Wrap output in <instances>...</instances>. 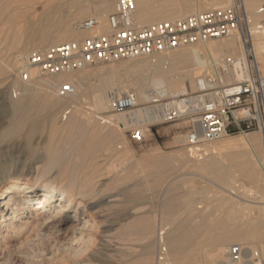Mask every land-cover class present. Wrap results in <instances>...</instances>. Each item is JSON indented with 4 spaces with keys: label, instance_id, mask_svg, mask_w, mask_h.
<instances>
[{
    "label": "bare ground",
    "instance_id": "obj_1",
    "mask_svg": "<svg viewBox=\"0 0 264 264\" xmlns=\"http://www.w3.org/2000/svg\"><path fill=\"white\" fill-rule=\"evenodd\" d=\"M66 1L68 2V4L71 3V4L78 5L77 7H79V8L81 7V4H83V3L93 4V2L91 0H66ZM201 1L202 0H194L193 1L194 4H192V5H188V3H189L188 2L183 7H181V6L177 7L176 6L177 9L175 11L169 10V11H164L162 14H161V12L159 14H156L157 10L152 11L153 7L150 8V1L149 0H135L136 7L139 10L138 15H135V20L137 21V23L142 25V23L143 24L148 23L154 19L169 18L171 16V14H173V12L178 13V14L179 13L184 14V13H190V12L198 13V12L203 11L206 8L215 7V6L223 7L225 4L228 5L231 2V0H205L206 2H201ZM98 2L100 3V1H98ZM99 3H97V5ZM243 3H244L246 14H247L248 33H249V42L251 44V51H252L255 59H257L256 63L258 65L259 70H261V72L264 73V62L261 61L264 58V23H260V21H259L264 16V6H263L264 0H243ZM71 4H70V6H71ZM163 5H165V4H163ZM163 5L159 4L158 7L162 8ZM89 6H91V5H89ZM178 6H179V4H178ZM88 7L86 6V8H88ZM164 7H166V6H164ZM86 8L81 7L79 10L76 9L77 11L75 10L76 12H74V17L72 16L73 20L74 21L78 20V19L80 20L81 18L83 19V17L88 16L90 10L86 9ZM91 8H92V6H91ZM94 9H95V7H94ZM110 9H111V2L109 0H102L100 6H98V8L96 10H94L95 13H96V11H98L101 14V16L99 14H98L99 16H94V17L91 16V18H96V20L98 22L97 26L92 30H81V29H79V23L82 22V19H81V22L75 21L78 23H75V25H73L71 29L68 28V27H71L68 25V27H65V29L62 30L60 27V23H58L59 19L57 20L54 16L49 15L52 12H48L47 15L44 13L45 16H42L40 20L36 21V23H33V24L31 23L32 21L31 22L27 21V22L23 23L22 25H20L21 22H19L18 24H16V28L14 27L16 30L14 35H17V37H18L17 38L15 36L17 38L16 42L18 44L22 40V38H24L23 39V45H21L22 51L20 52V49L18 48L19 52L17 54H15V56L13 54L14 57H13V59H11L13 61L9 60L10 57L12 58V55L10 53L11 56H8L7 52H6V55L4 54L5 55L4 58L3 57L0 58V75H4L6 73V74H8L7 76H9V74L11 73V70H13V67L16 66V68H18L20 66L21 58L23 55V50L27 49L28 46H31V47L33 46L34 50H41V48H43V46L45 47L46 46L44 43L45 42L44 40H46L45 36L48 35L49 32H51V30L52 31L56 30L57 31L56 35L57 34L60 35V33H62L60 35V37L63 38V39H61L63 41L64 40H70V39L82 38V37L84 38L85 35H87L88 31H93V32L97 31L98 32V31L102 30L100 27V23H101L100 20H101V18L104 19L105 14ZM136 13H137V11H136ZM17 16H19V14H16V16H14V17H17ZM72 17H70V18L72 19ZM10 18H11V16H10ZM171 18H172V16H171ZM11 19H14V18H11ZM15 19H20V17L15 18ZM8 20L10 21V19H8ZM16 22H17V20H16ZM59 22H62V21L60 20ZM102 22H103V20H102ZM69 24H70V22H69ZM106 30H107V25H106ZM8 31H10V30H8ZM60 31H62V32H60ZM58 32H60V33H58ZM54 33H55V31H54ZM88 33H91V32H88ZM56 42L57 41H54V42H52V44H55ZM12 43L11 44L8 43V44H9V46H11V49L14 50V48H12ZM244 43H245V40H244L242 34L240 32H234L231 34V37L229 38V40H227L226 42H224L222 44L216 43L215 41L213 42V40H211V42L207 41V42L198 43V44L188 46V47L187 46L186 47H179V48L175 49L174 51L172 50V52L168 51V52L158 53L155 55L154 60L153 59L152 60H146V61L145 60H139L136 63L133 62L134 65L132 67L134 68L133 72L135 73V75H133L134 76L133 86H134V93L136 95V104L138 103L139 100L145 101V102L155 103V102H159L160 100L167 98V97L172 99V98H174L180 94L194 92L193 90L196 91L198 89L197 78L199 76H203V75H210V76L214 77L215 83L213 84V86L220 85V84L234 83V81L241 78L242 74L238 71V69H231L228 72H224V71H222L221 66H222L223 60L225 58H232V55L235 54V52H237V51H239L241 54L233 57V59L235 61H240L241 63H244V65H245L247 63V56H246V49H245ZM18 44H16V45H18ZM16 45H14V47ZM6 48H9V47L7 46ZM11 49L9 48L10 51H11ZM15 50H17V49H15ZM142 57H144V56H142ZM128 66H131V65H128ZM14 70H15V68H14ZM114 70L111 69L109 71L110 75H108L107 78H103L100 80L98 79L99 81L97 80L98 82L96 81V83H89V80L87 83L86 78L84 76H81L78 83L76 84L74 82V80L72 79L73 77L72 76H71L72 78L68 77L67 73H61V74H57V75H54L51 77H45L44 76V78L42 77L41 79L40 78L36 79L37 77H35L34 75H35V73H37V71L34 69L30 70V74L33 77L31 80H29L30 83L28 81V83L25 82V84H22L21 82L16 81L18 87L13 90V92H14L13 96L16 97V99L15 100L10 99L8 102H9L10 108H12V113H10V114H12V115L14 114L13 117L18 119V120H16V121H18V123H16V121H15L16 125L13 126L12 124L14 122H12V124H11V120H10V122H9L10 124L5 129L3 128L4 129V130L2 129L3 132L1 131V133H0V143L2 141H8L10 138H13V136H15V135L17 138L18 137L17 134L19 135V133L20 134L23 133L24 134V140H25V144L23 147H24V149H26V151H24L25 152L24 155L26 157H29L36 151L35 150L33 152V145L31 144L32 136L36 133H42L45 129L48 128V135L46 137L45 153H44V157H43V158H45L46 168L44 170H42L41 172L37 173L33 177L34 181H32V182L29 181L28 179H26L25 176H23L22 174H19L16 176H10L9 175L4 179H0V263L7 261L8 259L12 258L14 256V253H13L14 249L16 250V248L23 246L29 242H35V241H38L39 239H41L42 238V237L40 238L41 232L39 234H36V235L34 234V232L37 231L36 229H42L43 230L46 227H50V226H52L51 224H49L51 221H53L54 219H57V218H61V217L69 219L73 222V224H72L73 228H71V231L73 232L74 236L72 235L73 237H70L67 239L60 238V237L52 238V239L50 238L51 241L49 242V246L48 247L46 246L47 247L46 251H39V253L45 252L44 254H48V255H46V257L47 256L48 257H50V256L55 257L57 255L62 254L63 257L65 255V256L71 257V258H78L81 256L84 257L85 255L89 254L88 253V247H90L91 244L95 243L94 240L96 239L95 233H93V232L96 231L100 227L99 224H101L98 220V218L101 217V215H99V212H98V211H100V210H98V206H100L101 204H99L97 202V197L95 196L96 193L94 191V189H95L94 187L97 186L96 183H98L97 182L98 180L97 181L95 180V178H97V177H95V178L92 177L95 180V182L93 181L94 182L93 184H95V185H92V187L94 186L92 189L91 186L89 185L90 182H88V181H90V178L87 179V182L85 181L86 179L83 181L80 177H78L75 174V173H77L76 171H74L75 173L72 171V169L70 168L71 166L70 167H68L69 165L65 166V165H67V163H66V161H62L61 158H63V157L65 158V156H71V154L74 155L75 153L78 155L84 154L80 150L81 144L84 141L88 140L91 142H98L102 139L95 136V135L86 136L83 133V131L86 129V126L87 127H88V125L91 126L90 123H92L90 121L92 117L89 116L88 112H86V113H88V114H86V115H88V117H86V115H85V117H81V115L79 117V115H77V113H74V114L70 115L66 121L57 123V122H55V119H54V115H55L54 110L57 109L58 106H60V103L62 101L63 102L67 101V102H69V105H70V103L72 104V102L78 100L80 95H84V96L89 95L90 100H91L89 105L91 107L92 114L99 117V120H101L100 123H103V125L100 128H97V129H99L98 132L101 134H105L104 132L108 129L107 127L117 126L118 129L122 130V129L127 128V127H132V126H136V125L142 126V125H146L150 122L156 121L157 119L161 118V111L163 110V107L165 105V104L164 105L163 104H156V105L153 104V105H148L146 107H141V108L137 107V109H134V110L127 112V113L119 112L118 114H108V115L105 114L104 116H102L103 115L102 113L109 110V108H110L109 107V97L112 94L121 95V94L125 93L126 91H128V89H127L128 84L125 85L124 81H123L124 82L123 83L119 79H117L116 75H115L116 71L114 74ZM128 70L129 69H127V72H128ZM2 71H3V74H1ZM13 73H14V71H13ZM79 74H81V73H79ZM12 78L14 79L13 76H12ZM118 78H119V76H118ZM74 79H76V78H74ZM11 82H12V80H11ZM65 83L72 84L75 88V92L70 96L60 97L57 94V87L59 85L65 84ZM203 84L207 85L205 82ZM4 102H5L4 97L1 96L0 97V103L4 104ZM75 109H76V107H75ZM5 111L6 110H4V114H6ZM82 115H84V114H82ZM11 117L12 116H10V118ZM82 129H83V131H82ZM140 130H142V129H140ZM142 132H143V130H142ZM104 137L107 138L106 135ZM114 138H116V137H114ZM176 141H178V142L185 141V137L177 136ZM99 144H102V143L100 142ZM205 147H206L205 153L207 154L206 157L192 158L190 156L191 153L189 154V152H188V157L191 158V160H190V158L188 160H190V162L192 161L191 166L193 167V169L190 168V170L191 169L192 170H194V169L199 170L198 171V172H200L199 174H201V172H203V174L206 173V176L208 174V176H210V178H211L210 181L212 184L217 185V186H221V188H223V193L221 192L222 195L223 194L224 195H226V194L231 195L230 199L232 200L231 201L232 204H230L229 199L228 200L226 199L227 202H229V206L224 205L225 209L224 208L223 209L226 210L225 216L222 219H218V218L215 219V222L213 220L212 221L210 220L211 221L210 224L209 223L207 224L208 231H210L212 228H214V230L217 229V231H218V235L216 234L217 238L214 237L215 239L213 238L214 241H212V244L211 245L208 244L209 247H211L213 249L212 251H210L211 253L208 252V250H207V253L205 251H203L206 248H204V249L201 248V249L204 253H206L205 254L206 256L208 253H210L209 256H207V257H208V261H210L211 263L213 261L217 264H234L233 262L227 260L228 259L227 257H226V260L224 258L225 252H226L227 248L229 247L230 242H232L235 239L240 238V237H242L243 240L248 239L250 237H252L254 239V237H256L259 239V241H264V155H263L264 145H263V141L261 138V134H259V132H249L247 134L245 133L243 136L241 135L238 138H236V136H235V138L223 137L217 141H214V142H211L210 144H207ZM96 149H97V147H96ZM106 149H110V148H106ZM85 150H86V148H85ZM207 151H209V152L207 153ZM93 152H95V151H93ZM108 153H109V151H108ZM173 153H175V152H173ZM186 153H187V150H186ZM113 154L114 153H111V155H113ZM84 155H86V154H84ZM192 155H193V153H192ZM194 155H196V154H194ZM200 155L197 154V157H200ZM9 156H11V154L7 155L5 152H3V148H0V168H3L2 164H3V162L7 161ZM94 156L95 155H93V157ZM77 157H79V156H77ZM94 158H96V157H94ZM187 158H185V159H187ZM87 159H89V158L87 157ZM91 159H93V158H91ZM157 159H158V157H157ZM182 159H184V158H182ZM75 160H76V157H75ZM75 160L73 159V162ZM85 161H86V159H85ZM90 161H92V160H90ZM154 161H158V160H154ZM96 162H97V160H96ZM190 162H189V164L185 162V165L188 164V167H190L189 166ZM98 163L99 162H97L96 164H98ZM92 165H93V163H92ZM83 166H84V163H83ZM93 166L94 167L96 166L95 163ZM54 167H57L58 169L52 173L51 170ZM88 167L90 168L91 166H88ZM88 167H85V168L87 169ZM184 168H187V167H184ZM94 169H96V167ZM179 169H180V167H179ZM79 171H80V168H79ZM198 172H195V173H198ZM78 173H81V171ZM93 173H91V174H93ZM82 174H80L79 176H81ZM91 174H90V177H91ZM199 174H197V176ZM87 176L89 177V175H87ZM179 176H181V175L179 174ZM201 176H202V178L204 177L203 175H201ZM191 177H192V175H191ZM191 177H190V179H191ZM177 178L179 179V177H177ZM177 178H176V180H177ZM199 178H201V177H199ZM143 179H144V177H143ZM192 179L194 180L195 178L192 177ZM192 179L190 180V184L187 183L189 185L183 184L184 186H187V187H186L185 191H183V193H181L180 195L178 194L179 195L178 198H174V199L170 198L169 200L167 199V201L164 202V206L168 207V206L183 205L182 207H185V206L188 207V206L194 205V206H197V208L198 207L202 208V206L205 203L203 204L202 201H197L194 197L196 195H201V194L210 192L211 190H213L212 188L214 185L212 186V184H210L211 186L205 185L202 187H196L195 185L197 183H194L195 185L192 184L193 183V182L191 183ZM125 180H126V178H125ZM181 180H183V179H181ZM184 181H185V179L183 180V183H184ZM169 182H170L169 184L173 183V182H171V180ZM101 183H103V182H101ZM128 183H130V182L128 181L127 184ZM166 184H168V183H166ZM132 188L133 187H131L130 190ZM178 188H179V186H177V185H175L173 187H169L167 192L171 193L172 190H175ZM123 189H125V188H123ZM127 189H129V188H127ZM136 189H138V188L136 187ZM123 191H125L124 192V194H125L126 190H123ZM214 191H216V190L214 189ZM212 194H213V192H212ZM112 196H109V197H112ZM109 202H111V200L107 199V201L105 200L102 203L106 204ZM123 204H121V205H123ZM126 204L128 205L129 203H126ZM223 204H225V203H223ZM121 205H119V206H121ZM235 205H239V208L238 207L235 208L234 207ZM212 206H210V207L213 208ZM102 207L106 208L105 206H102ZM122 207H124V206H122ZM207 209H209V206L207 207ZM187 210H189V208ZM200 210H203V209H200ZM189 211L191 212V210H189ZM211 214H213V213H211ZM107 215H109V214H107ZM200 215H202V214H200ZM200 215H198V216L201 217ZM139 216H140V214H139ZM172 216H173V214H172ZM117 217H119V216H117ZM135 217H137V216H135ZM137 218L138 219H135V218L134 219L135 220L140 219L139 217H137ZM176 218H178V217L176 216ZM176 218H175V220H176ZM208 218H209V216H208ZM134 219H133V221H134ZM145 219H143V220H145ZM166 219H168V217H166ZM108 220H109V218H108ZM146 220L148 221L149 218ZM152 221H154L156 223L155 220H152ZM171 221H172V219H171ZM171 221H169V222H171ZM196 221H197V219H196ZM198 221L200 222L201 218L198 219ZM105 222H106V220H105ZM126 222L130 223V221H126ZM140 222L141 221H139L138 223H140ZM154 222H152V223H154ZM172 222H174V216H173ZM172 222H171V224L161 225L157 229L154 228L155 226L154 227H150V226L149 227H145V226L143 227V226H141L142 228L139 229L141 232V235H145V236L149 235V237L146 236V238H147V240L151 241V244L158 245V247H157L158 252H157L156 257L152 256L154 261H155V262L154 261L153 262L156 264H176V263L178 264L179 261H181V262L183 261L184 264H187V263H185V261L187 259H190L191 258L190 256L193 255L194 258L196 256V254H192V253L194 252V250L197 249V248H194L197 246L195 240L197 239V241H198L199 235H200V232H199L200 229L198 226H196L197 224L196 225L194 224L195 226H189L188 223H187L188 225L178 224L179 222H177V220H176L177 224H175V223L173 224ZM202 222H203V219H202ZM207 222H208V220H207ZM194 223H195V221H194ZM203 223H201V224H203ZM148 224H149V222H148ZM103 225H101V226H103ZM153 225H156V224H153ZM130 226H132V225H130ZM129 228L133 229L132 227H129ZM202 228H203V225H202ZM244 228L255 229L256 233L254 234V237L251 234L242 233V231H243L242 229H244ZM100 229H98L97 231H99ZM118 229L116 228V230H118ZM124 229H125L124 235H127L129 233L128 232L129 230L127 229V227L126 228L124 227ZM126 231L128 233H126ZM21 233H25L26 235L20 241V240H18V238H19L18 236H20ZM134 233H138V231L136 230V232H134ZM213 233H211V234H213ZM53 234H55V233H53ZM152 234H153V236H152ZM211 234H210V236H211ZM119 235L121 236V234H119ZM130 235H132V234H130ZM135 235L137 236L138 234H135ZM110 236H112V234ZM138 236H137V238H138ZM214 236H215V234H214ZM20 237H23V236H20ZM55 237H56V235H55ZM124 237H126V236H124ZM128 237L130 238V236H128ZM99 238H100V233H99ZM118 238H119V236H118ZM118 238L117 239L115 238V239L118 240ZM140 238H141V236H140ZM140 238H139V240H140ZM142 238H143V236H142ZM144 238H143V241L146 240V238L145 239ZM209 238H211V237H209ZM111 239H113V238L111 237L109 239V241H111ZM203 239H204V237H203ZM147 240H146V242H148ZM211 240H212V238H211ZM130 241L133 242L132 240H130ZM204 242H206V241H204ZM204 242L202 244L203 247L206 246L205 245L206 243L204 244ZM122 243L113 245L114 250H120L123 246ZM134 243H136V241H134ZM129 244H130V242H129ZM151 244H149L147 247H150ZM260 245H261V242H260ZM250 246L253 247V245H250ZM123 250H126V249H123ZM251 250H253V249H251ZM91 251H92V248H91ZM144 251H146V250H144ZM200 251L201 250L199 249V252ZM30 252L32 253V255L33 254L35 255L34 251H30ZM24 253L27 256L30 254V253L27 254L28 252H24ZM201 254H199V256H201ZM62 255H61V258H62ZM133 255H135V254H133ZM146 255L147 254H145V256L143 255L142 257H144V259L146 257V260H147L149 258V256L148 255L146 256ZM253 255H254L253 251L251 252V251L242 249V253H241L242 260L236 264H260V261L257 259V257L255 260ZM199 256H196V257L198 258ZM67 257H66V259H67ZM92 257H94V256H92ZM152 257L149 259V261H148L149 263H150V260L152 259ZM203 257L204 256H202V258ZM33 258H35V256H33ZM57 258H60V257H57ZM194 258L192 260H194ZM55 259H56V257H55ZM64 259H65V257H64ZM204 259H205V257H204ZM57 260H59V259H57ZM129 261H128V264L129 263L131 264V262H129ZM138 261H139V259H138ZM200 261L198 260V262H200ZM135 262L136 261H134V263ZM139 262H143V261H141V259H140ZM139 262L136 264H141ZM183 262H182V264H183ZM198 262L195 264H199ZM144 263L146 264V262H144ZM200 263H202V261ZM179 264H181V263L179 262Z\"/></svg>",
    "mask_w": 264,
    "mask_h": 264
},
{
    "label": "rangeland",
    "instance_id": "obj_2",
    "mask_svg": "<svg viewBox=\"0 0 264 264\" xmlns=\"http://www.w3.org/2000/svg\"><path fill=\"white\" fill-rule=\"evenodd\" d=\"M91 1L93 2V4H91V3L81 4V7H85V8H86V6L88 7L89 5L92 6V8H91V6L86 8V9H89L90 12H89L88 16L83 17V19L81 18L82 21H85V20L91 18V16L92 17L99 16V15L101 16V14L98 11H96V13H95L94 10H96L98 8V6H100L102 0H91ZM98 1H100V3ZM109 1L111 2V9L105 14L104 19L101 18V20H100V22L102 23V24L100 23V27L102 30H100L98 32L97 31H95V32L88 31L91 33L87 32V35H85V37L86 36H94V35H98V34L106 32V19L105 18H107V15L114 10V0H109ZM149 1H150V8L153 7L152 11L157 10L156 14H159L160 12L163 13L164 11H169V10L175 11L177 9V7H180V6L183 7L188 2H189L188 5L194 4V2H193L194 0H189V1L188 0H186V1L185 0H149ZM201 2H206V1L202 0ZM0 3H1L0 4V15H1L0 16V58H2V57L4 58L6 55V52H7L8 56L12 55V58L11 57L9 58L10 61H13L11 59H13L15 54H17L19 52V49H20V52L22 51L21 45H23V39L24 38H22V40L18 44L16 42V39L18 37H17V35H14V33L16 31L15 30L16 24H18L19 22H21L20 25H22L23 23H25L27 21H29V22L32 21L31 22L32 24L36 23V21L40 20L42 16H45V14L47 15L48 12H52L49 15L54 16L57 20L59 19V21L60 20L62 21V22L58 21V23H60V27L62 30L65 29V27H68V25L71 26V27H68L71 29L72 26L75 25V23L81 22V19L75 20L78 22H75L73 20L74 12L79 10L81 7L79 8V7H77L78 5L71 4V3H70L71 4V6H70V4H68V2L66 0H1ZM97 3H99V4L97 5ZM159 4H162V5L165 4V5H163L162 8H160V7H158ZM178 4H179V6H178ZM164 6H166V7H164ZM225 6H227V4H225L223 7H225ZM94 7H95V9H94ZM215 8H221V7H219V6L218 7L217 6L210 7V8L204 9L203 11L215 9ZM138 13H139V10L137 8V13L135 15H138ZM16 14H19V16L14 17V16H16ZM191 14H194V12L184 13V14H182V13L178 14V13L173 12V14H171L172 18L170 16L169 18L154 19L148 23H144V24L142 23V25H149L151 23H155V22H159V21H167V20H174V19H178V18H183V17H186V16L191 15ZM9 15L11 16V18L15 19V18L20 17V19H15V20L11 19ZM70 17H72V19ZM8 19H10V21ZM16 20H17V22H16ZM102 20H103V22H102ZM259 21H260V23H264V16ZM69 22L71 25L69 24ZM8 30H10V31H8ZM54 31H55V33H54ZM56 32H57L56 30H53V31L51 30V32H49V34L45 36L46 40H44L45 41L44 43L46 46L45 47L43 46V48H41V49H45L48 46L59 44V43L66 42V41L83 39V37H82V38L70 39V40H64L63 41V40H61L63 38L60 37V35L62 34L60 32H62V31L58 32V33H60V35H58V34L56 35ZM230 37H231V35L228 37L221 38V39L213 40V42L215 41L216 43L222 44V43L226 42L227 40H229ZM244 38H248V36L245 35ZM54 41H57L58 43L56 42L55 44H52V42H54ZM209 42H211V41H209ZM8 43L9 44L12 43V48H14V50L11 49V46H9ZM15 43L18 45H16ZM14 45H16L15 46L16 48L14 47ZM7 46L11 49V51L9 50V48H6ZM247 47L251 48L250 44H247ZM15 49H17V50H15ZM30 50H34L33 46L32 47L28 46L27 49L23 50V54H24V52L30 51ZM169 52H172V50ZM10 53H11V55H10ZM13 54H14V56H13ZM156 54H158V53L151 54V55H144V57L138 56V57H134V58L123 59V60L115 61V62L97 63L93 66L84 68L83 70L80 69V70H76V71H72L70 73H67L68 74L67 76L68 77L72 76L73 78L72 77L71 78L74 80V82L76 84L78 83L81 76H84L86 78L87 83H88V80H89V83H96V81L98 79L100 80L103 78H107L108 75H110L109 71L111 69L112 70L115 69L114 74L116 71V74H115L116 78L119 79L121 82L124 81L125 83L124 82L123 83L125 85L128 84L127 85L128 91L134 92V86H133L134 76L133 75H135V73L133 72L134 68L132 66L134 65V63L138 62L139 60H145V61L146 60H152V59L154 60ZM240 54L241 53L239 51H237V52H235V54L232 55V58L235 56H238ZM256 61H257V59H256ZM261 61L264 62V58ZM128 65H131V66H128ZM14 68H15V70H14ZM127 69H129L128 72H127ZM13 71H14V73H13ZM79 73H81V74H79ZM1 74H3V71ZM7 75L8 74H6V73L4 75H0V97L3 96L4 101H5L4 104L0 103V107L2 106L0 108L1 109L0 110V114H1L0 115V133H1V131L3 132V130L10 124L9 123L10 120H11V124H12V122H14L12 124L13 126L16 125L15 121L18 120L15 117H13L14 114L13 115L10 114V113H12V108H10L9 102H8L10 99H14V100L16 99V97L13 96L14 95L13 90L18 87L16 81L21 82L22 84H25V82L28 83V81H22L20 79V77L18 75V68H16V66L13 67V70H11V73L9 74V76H7ZM12 76L14 77V79L12 78ZM34 76L37 77L36 79H38V78L41 79L42 77L44 78V76H40L37 73H35ZM118 76H119V78H118ZM45 77H51V76H45ZM74 78H76V79H74ZM10 79L12 80V82ZM29 83H30V81H29ZM193 91H195V90H193ZM170 100H171V98H169V97L164 98V99L160 100L159 102H155V103L145 102V101L139 100L137 103L136 109H137V107L141 108V107H146L148 105H153V104L154 105H156V104H163L164 105L167 102H169ZM90 101L91 100H90L89 95H86V96L80 95L78 100L72 102V104L70 103V105H69V102H67V101L63 102L62 101L60 103V106H58L57 109L54 110V113H55L54 119H55V122H57V123L66 121L67 118H69V116L74 114V113H77V115H79V117H80V115H81V117H85V115L89 113V116L92 117L90 120L92 122V123H90L91 126L90 125H88V127L86 126V129L84 131L82 129V131L86 136L95 135V136L102 139L98 142H91L88 140H87L88 142L84 141L82 143L83 145L81 144L80 150L82 153H84L86 155H84V154L78 155L75 153L74 155L71 154V156H65L66 159L64 157L61 158L62 161H66L67 165H65V166H68V165H69L68 167L71 166L70 168L72 169V171L73 172L76 171L77 173H75V172L74 173L78 177H80L83 181L86 179L85 181L87 182V179L90 178V181H88V182H90L89 185L91 186L92 189L94 187V186L92 187V185H95L93 183L95 182V180L96 181L98 180L97 181L98 183H96L97 186L94 187L95 188L94 191L96 193L95 196L97 197V202L99 204H101L100 206H98V210H100L98 212H99V215H101V217L98 218L99 222L101 223V224H99L100 227L98 229L101 228L100 229L101 231L99 230L100 231L99 232V231H97L98 230L97 229L96 231L93 232V233H95L96 239L94 240L95 243L91 244L90 247H88V253L89 254L87 253L88 255H85L84 257L83 256L78 257L79 259L67 257L65 255H64V257H65V259H64L63 255L61 254L62 258H61V255H57V256H55L56 257V259H55L54 256L51 257L50 255H49L50 257L47 256L48 257L47 258L46 255H48V254H44L45 252L39 253V251H46L47 247L49 246V242L51 241L52 238L60 237V238L67 239V238L74 236L73 232L71 231V228H73V225H72L73 222L69 219L61 217V218H57V219H54L53 221H51L49 224H51L52 226L46 227L43 230L42 229H36L37 231H35V232L33 231L35 235L39 234L41 232L40 238L41 237L42 238L39 239L40 241L38 240L35 242H29L23 246L16 248V250L14 249V251H13L14 256L12 258L8 259L7 261L1 262L0 264H126V263L128 264L129 260H130L129 262H131V264L132 263L136 264L140 261V259H141V261H143V262H139L141 264H145L144 262H146V264H156V263H154L155 261H154L153 257L154 256L156 257V255H157L158 245L151 244V241L147 240V238H146V236L149 237V235H146V236L141 235V232L139 229L142 228L141 226H143V227L144 226L145 227H149V226L154 227L155 226L154 228L157 229L161 225L171 224V222L173 221V216H174V222H172L173 224L174 223L177 224L176 223V220H177V222H179L178 224H186V225L189 224V226H195L197 224L196 226L199 227V229H200L199 232H200L201 236L199 235L198 241H197V239L195 240L197 246L194 248H197V249L194 250V252L192 254H196V256H199V254H201L203 251H205L206 253H207V250H208V252L212 251L213 249L211 247H209L208 244L211 245L212 241H214V239L217 238L216 236L218 235V231H217V229L214 230V228H212L213 230L211 229L210 231H208L207 224L208 223L210 224V222L212 220L215 222V219H217V218L222 219L225 216V212H226V210H224L225 209L224 205L229 206V202H227V200L228 199L230 200V204H232L231 203L232 200L230 199L231 195H227V194L222 195L221 194V192L223 193V188H221V186H217V185L212 184L210 181L211 178H210V176H208V174L206 176V173L203 174V172H201V174H199L200 173V172H198L199 170H195V169L192 170L193 169V167L191 166L192 161L190 162L191 158L188 157V150L186 149L185 141H181V142L176 141L177 136H183L184 137L188 122L186 120H178V121H174V122L163 123L161 121V119L159 118L156 121L150 122L146 125H142V126L136 125V126L124 128L122 130L118 129L117 126L107 127L108 129L104 132L105 134H101L98 132L99 129H97V128H100L103 125V123H100L101 120H99V117L92 114L91 107L89 105ZM75 107H76V109H75ZM4 110H6L5 111L6 114H4ZM86 112H88V113H86ZM118 113L119 112H117V111H112L109 109V110L105 111L104 113H102L103 114L102 116H104L105 114L108 115V114H118ZM125 113H127V112H125ZM82 114H84V115H82ZM9 115L12 117L10 118ZM86 117H88V115H86ZM16 123H18V121H16ZM135 127H138L139 129L143 130V132H142L143 136H142L140 141H136V140H133L131 138V134H130L131 130ZM249 132H258V131L253 129V130H250V131L244 132V133H236L233 135H228L225 138H227V137L228 138H235V136H236V138H238L241 135L243 136L245 133L247 134ZM22 134L19 133V135L17 134V136H18L17 138L15 135V136H13V138H10L8 141H2L0 143V148H3V152H5L7 155L11 154V156L8 157L7 161L3 162V164H2L3 168H0V179H4L9 175L10 176H16V175L22 174L23 176H25L26 179H28L29 181L32 182V181H34L33 177L37 173L41 172L42 170H44L46 168L45 158H43V157H44V153H45L46 137L48 135V128L45 129L42 133H36L32 136L31 144L33 145V152L35 150L36 151L29 157H26L24 155V153H25L24 151H26V149H24V147H23L25 144V140H24V134L23 135ZM105 135L107 136V138L104 137ZM114 137H116V138H114ZM100 142L103 145L99 144ZM96 147H97V149H96ZM85 148H86V150H85ZM106 148H110V149H106ZM186 150H187V153H186ZM93 151H95V152H93ZM108 151H109V153H108ZM173 152H175V153L179 152V153L178 154L176 153L177 154L176 155ZM204 152H206V147L204 149ZM208 152L209 151H207V153ZM111 153H114V154L111 155ZM198 154L199 155L201 154L200 157H197V154L196 155L190 154V156L192 158H201V157H206V155H207L206 153H198ZM93 155H95L94 157H96V158H94ZM263 155H264V149H263ZM74 156L76 157V160H75ZM77 156H79V157H77ZM87 157L89 159H87ZM157 157H158V159H157ZM91 158H93V159H91ZM182 158H184V159H182ZM185 158H187V159H185ZM189 158H190V160H188ZM73 159L75 160L74 162H73ZM85 159H86V161H85ZM90 160H92L93 162ZM96 160H97V162H99L98 164H96L97 163ZM154 160H158V161H154ZM82 162L84 163V166H83ZM185 162L188 164L190 162V165H189L190 167H188V164L185 165ZM92 163H93V165L95 163L96 169H94L95 167L92 165ZM88 166H91V167L89 168ZM183 166L187 167V168H184ZM81 167L82 168L84 167V168L82 169ZM85 167H88V168L86 169ZM179 167H180V169H179ZM79 168H80L81 173H78V172H80ZM190 168H192V169L190 170ZM57 169H58L57 167H54V168H52L51 172L53 173ZM90 172L91 173L94 172V173L91 174ZM195 172H198V173H195ZM80 174H82V175L79 176ZM90 174H91V177H90ZM95 174L96 175L98 174V175L96 176ZM179 174L181 176H179ZM197 174H199V175L197 176ZM87 175H89V177ZM191 175H192V177L195 178L194 180L192 179ZM201 175H203L204 177L202 178ZM176 176L179 177V179ZM92 177L93 178L97 177V178H95V180H94ZM143 177H144V179H143ZM190 177L192 179L191 183L193 182L192 184L197 183L196 185L194 184L196 187H202L205 185L211 186L210 184H212V186L214 185L212 188L213 190H211L210 192L204 193L205 195L201 194V195H196L194 197L197 201H202L203 204L205 203L202 206V208H200V207L197 208V206H194V205L188 206V207L187 206L182 207L183 205L168 206V207L164 206V202H166L167 199L169 200L170 198H172V199L178 198V196L181 193H183V191H185L187 186H184V185L190 184V180H191ZM199 177H201V178H199ZM125 178H126V180H125ZM176 178L178 181L176 180ZM181 179H183V180L185 179L184 183H183V180H181ZM170 180L173 183L169 184ZM128 181L130 183L127 184ZM101 182H103V183H101ZM166 183H168V184H166ZM187 183H189V184H187ZM172 185L173 186L177 185V186H179V188L172 190L171 193H168L167 190L169 189V187H173ZM131 187H133V188L130 190ZM136 187L138 189H136ZM123 188H125V189H123ZM127 188H129V189H127ZM214 189L216 191H214ZM123 190H126L125 194H124L125 191H123ZM212 192H213V194H212ZM109 196H112V197H109ZM107 199L111 200V202L106 203V204L102 203L105 200L107 201ZM126 203H129V204L127 205ZM221 203L222 204L225 203V204L222 205ZM121 204H123V205H121ZM119 205H121V206H119ZM102 206H105L106 208H104ZM122 206H124V207H122ZM208 206H209V209H207ZM210 206H212L213 208H211ZM234 207L239 208V205H235ZM124 208L125 209L127 208V209L125 210ZM188 208H189V210H191V212L189 210H187ZM200 209H203V210H200ZM211 213H213V214H211ZM107 214H109V215H107ZM139 214H140V216H139ZM172 214H173V216H172ZM200 214H202V215H200ZM198 215H200L201 217H199ZM117 216H119V217H117ZM135 216L139 217L140 219L135 220V219H138ZM176 216L178 218H176ZM208 216H209V218H208ZM166 217H168V219H166ZM108 218H109V220H108ZM145 218L146 219L149 218V220L147 221ZM175 218H176V220H175ZM200 218H201V221L199 222L198 219H200ZM133 219H134V221H133ZM143 219H145L146 221ZM171 219H172V221H171ZM196 219H197V221H196ZM202 219H203L204 223L202 222ZM206 219L208 220V222ZM105 220H106V222H105ZM152 220H155L156 223ZM126 221H130L131 224L126 222ZM139 221H141V222L138 223ZM169 221H171V222H169ZM194 221H195V223H194ZM148 222H149V224H148ZM150 222L151 223L154 222V223L151 224ZM201 223H203V224H201ZM153 224H156V225H153ZM101 225H103V226H101ZM130 225H132V226H130ZM202 225H203V228H202ZM124 227L125 228L127 227V229L129 230L128 231L129 233L126 231V233H128L129 235L128 234L124 235L125 234ZM129 227H132L134 230L129 228ZM116 228L117 229L119 228V229L116 230ZM136 230L138 231V233H134V232H136ZM242 230H243L242 233L251 234L253 237H254V234L256 233V230L253 228H248V229L244 228ZM98 232L100 233V238H99ZM53 233H55V234H53ZM211 233H213V234H211ZM111 234H112V236H110ZM119 234H121V236ZM130 234H132V235H130ZM135 234H138V235L140 234V235L139 236L137 235L138 236V238H137V236ZM210 234H211V236H210ZM214 234H215V236H214ZM25 235H26L25 233H21L20 236H23V237L18 236L19 237L18 240L21 241ZM55 235H56V237H55ZM118 236H119V238H118ZM124 236H126V237H124ZM128 236H130V238ZM140 236H141V238H140ZM142 236H143V238L145 237L148 242H146V240L143 241ZM152 236H153V234H152ZM111 237L113 239H111V241H109V239ZM114 237L116 239L118 238L119 241L116 240ZM203 237H204V239H203ZM209 237H211L212 240ZM139 238H140V240H139ZM130 240H132L133 242H131ZM203 240L206 242H204ZM134 241H136V243H134ZM202 241L204 242V244L206 243L205 245L207 247L206 246L203 247ZM129 242H130V244H129ZM260 242H261V245H260ZM121 243L123 244L122 248L126 249V250H123L122 248L120 250H114L113 245L121 244ZM149 244H151L150 247H147ZM229 244H230L229 246L238 245L241 248V250L243 249V250H248L251 252L253 251V253H254L253 257L255 258V260L257 257V259L260 261V264H264V241H259V239L256 237H254V239L252 237H250V238L244 239V240L242 237H240V238H237L234 241L230 242ZM250 245H253V247ZM91 248H92V251H91ZM198 248L201 250L200 252H199ZM201 248L202 249L206 248V249H204L202 251ZM250 248L253 250H251ZM144 250H146V251H144ZM30 251H34L35 255L34 254L32 255V253ZM24 252H28L27 254H29V253L30 254L27 256ZM206 253L203 252L201 254V256H199L198 258L195 256L196 259L192 255L190 257L191 258L193 257L194 260H192L193 258L192 259L190 258L191 260L187 259L186 261L185 260L184 261L187 264H195L198 262V260L199 261L201 260L202 263L204 262L203 264H208V263L209 264H213V263L217 264L213 261H212V263L210 261H208L207 256H209V254L211 252L208 253L207 256L205 255ZM133 254H135V255H133ZM145 254H147L149 256V258L147 257L148 258L147 260H146V257H145V259H144V257H142L143 255L145 256ZM33 256H35V258H33ZM92 256H94V257H92ZM150 256L151 257L153 256L152 257L153 260L151 259L150 263H149L148 261L151 258ZM202 256H204L205 259H204V257L202 258ZM57 257H60V258H57ZM66 257H67V259H66ZM224 258L226 260V252H225ZM57 259H59V260H57ZM138 259H139V261H138ZM134 261H136V262L134 263ZM179 262L182 264L183 261L182 262L179 261ZM179 262H178V264H179ZM200 262H198V263L202 264ZM183 264H184V262H183ZM234 264H236V263H234Z\"/></svg>",
    "mask_w": 264,
    "mask_h": 264
},
{
    "label": "built area",
    "instance_id": "obj_3",
    "mask_svg": "<svg viewBox=\"0 0 264 264\" xmlns=\"http://www.w3.org/2000/svg\"><path fill=\"white\" fill-rule=\"evenodd\" d=\"M136 11L135 0H114V10L106 18V32L24 52L18 67L20 79L31 80L30 70L33 69L40 76H54L97 63L168 52L240 32L243 38L248 36L244 38L247 63L244 65L233 58H225L221 69L224 72L238 69L241 78L234 83L213 86L214 77L199 76L198 89L172 98L164 105L160 119L163 123L188 122L184 137L186 149L191 154L205 153L207 144L253 129L261 134L264 145V73L259 70L251 48L247 47L250 42L243 0H231L225 7L149 25L137 23ZM97 24L96 18H89L79 23V29L92 30ZM74 92L75 88L70 83L57 87L60 97ZM136 106V95L132 91L109 97V109L112 111L130 112ZM130 134L136 141L143 136L138 127L133 128ZM241 253L238 245H231L226 250V257L233 263H239Z\"/></svg>",
    "mask_w": 264,
    "mask_h": 264
},
{
    "label": "crops",
    "instance_id": "obj_4",
    "mask_svg": "<svg viewBox=\"0 0 264 264\" xmlns=\"http://www.w3.org/2000/svg\"><path fill=\"white\" fill-rule=\"evenodd\" d=\"M161 14H162V12H161Z\"/></svg>",
    "mask_w": 264,
    "mask_h": 264
}]
</instances>
